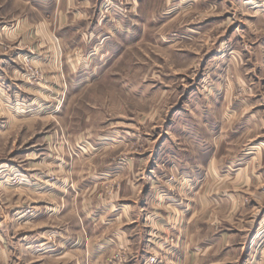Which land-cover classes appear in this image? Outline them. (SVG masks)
<instances>
[{
    "label": "rangeland",
    "instance_id": "obj_1",
    "mask_svg": "<svg viewBox=\"0 0 264 264\" xmlns=\"http://www.w3.org/2000/svg\"><path fill=\"white\" fill-rule=\"evenodd\" d=\"M130 231L264 264V0H0V264H127Z\"/></svg>",
    "mask_w": 264,
    "mask_h": 264
},
{
    "label": "crops",
    "instance_id": "obj_2",
    "mask_svg": "<svg viewBox=\"0 0 264 264\" xmlns=\"http://www.w3.org/2000/svg\"><path fill=\"white\" fill-rule=\"evenodd\" d=\"M127 234H128L127 235L128 236V239L130 241V243H127V250H126L127 253L129 254V260L127 261V264H143V261L144 260L142 261V259L140 258V253H142V257H143L144 254H143L142 249H140L141 246L139 247V243L137 244L138 247H135L136 245H134V244L130 245L131 244V241H132V243H134V239L137 238V237H140L139 236V233L138 232L132 233L130 231ZM134 248H136L137 251H134L135 250ZM76 254L77 253H74V255H76ZM92 255L93 254L91 253L90 256H89V258H88V261L90 260V263L91 264H93V263L98 264L97 261H96L98 259V257L94 258L95 261H93L92 258H91ZM55 258H57V259H55ZM62 258H63V256L60 255V254L57 257H50L49 255L43 256L42 257V262H43L42 264H49L51 261H54V260H58L57 261V264H63ZM65 261L66 260L64 259V263H65ZM82 262H83V259L80 258V256H79L78 258H76L74 260V263L73 264H81Z\"/></svg>",
    "mask_w": 264,
    "mask_h": 264
},
{
    "label": "built area",
    "instance_id": "obj_3",
    "mask_svg": "<svg viewBox=\"0 0 264 264\" xmlns=\"http://www.w3.org/2000/svg\"><path fill=\"white\" fill-rule=\"evenodd\" d=\"M156 261V258L153 256V257H150V259H149V262L150 263H154Z\"/></svg>",
    "mask_w": 264,
    "mask_h": 264
}]
</instances>
